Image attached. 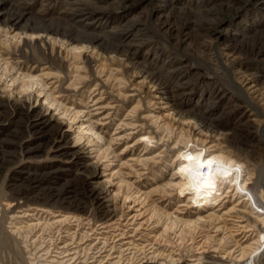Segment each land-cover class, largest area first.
Wrapping results in <instances>:
<instances>
[{"label":"rangeland","instance_id":"obj_1","mask_svg":"<svg viewBox=\"0 0 264 264\" xmlns=\"http://www.w3.org/2000/svg\"><path fill=\"white\" fill-rule=\"evenodd\" d=\"M0 125V264H264V0H0Z\"/></svg>","mask_w":264,"mask_h":264},{"label":"bare ground","instance_id":"obj_2","mask_svg":"<svg viewBox=\"0 0 264 264\" xmlns=\"http://www.w3.org/2000/svg\"><path fill=\"white\" fill-rule=\"evenodd\" d=\"M154 74H150V75H148V76H145V80H149V82H151L152 83V85H153V87H155L153 90L155 91V95L158 97L160 94H158V93H161L160 92V90H159V87H158V85H159V83H156V81H155V76H153ZM157 77V76H156ZM161 88V87H160ZM158 89V90H157ZM163 93V92H162ZM172 100V99H171ZM46 101L48 102V104L49 105H52L51 104V101L49 100V99H46ZM168 103H170V102H168ZM166 105H167V103H166ZM23 108V107H22ZM19 109V108H18ZM49 109V108H48ZM21 110V109H20ZM17 112V111H16ZM23 112V111H22ZM26 113V112H25ZM175 113V111H173V113H170L169 115H167V116H172V118L175 120V121H177V120H182V116L181 115H177L176 113ZM15 114V113H14ZM12 115V114H11ZM23 116V115H22ZM36 116V115H35ZM25 117V116H24ZM34 117V116H33ZM32 117V118H33ZM37 117V116H36ZM13 119V118H12ZM31 119V118H30ZM37 119V118H36ZM40 120L42 119V118H39ZM43 120V119H42ZM46 122V121H45ZM42 123V122H41ZM46 125V124H45ZM1 126V125H0ZM36 127V126H35ZM36 129V128H35ZM32 130V129H31ZM38 130V129H37ZM2 131V130H1ZM33 131V130H32ZM88 131H90V132H92L93 134H96L95 132H93V130L90 128V129H88ZM35 132V131H34ZM2 133H3V131H2ZM0 134H1V132H0ZM40 135V134H39ZM1 138V137H0ZM5 138H6V136H5ZM8 139H9V137H8ZM1 140H2V138H1ZM6 141V139H3V141ZM146 142H148V143H151L152 142V137H150V136H146ZM2 143V142H1ZM2 144H4V143H2ZM69 150V149H68ZM5 156V155H4ZM60 156L62 157V158H65L67 161H76V162H78V163H80V164H82V162H84L83 163V165H80V168L81 169H83V170H87V168H88V164H85V163H87V159H85V157H82L81 155H80V153H79V151H63L61 154H60ZM182 157H183V159H184V163L180 166V168H179V173H180V175H181V177H182V182H180L181 184H179V186L181 185V187L180 188H182V190L183 189H185V188H194V187H205V186H207V185H209L211 188H210V190L212 189V188H215V185L217 184V183H219V181L222 179V180H224L226 177H225V173H228V171L230 170V164L229 163H227V162H224V163H221L220 161H219V158L218 157H214V158H209V159H206V160H201L199 157H198V155L196 154V153H192V154H188V153H183L182 154ZM5 158V157H4ZM9 158V157H8ZM10 159V158H9ZM9 159H8V161H9ZM6 160V159H5ZM199 161H200V163H199ZM2 162H4V161H2ZM202 162H204V164H202ZM85 164V165H84ZM2 166H0V168H1ZM3 168V167H2ZM79 168V167H78ZM6 169V168H5ZM23 169V168H22ZM77 170V169H76ZM82 170V171H83ZM80 171V170H79ZM26 172H28V171H26ZM62 172V171H61ZM22 174V173H21ZM24 174V173H23ZM48 174V173H47ZM62 174V173H61ZM79 174V173H78ZM29 175H30V173H29ZM37 176V175H36ZM58 176H59V174H58ZM91 176V175H90ZM45 177H46V175H45ZM28 178V177H27ZM42 178H43V176H42ZM76 178V177H75ZM24 179H25V177H24V175H21L20 176V178H17L15 181H17V182H21V184H22V181H24ZM31 179V178H30ZM34 179V178H33ZM36 179V178H35ZM39 179V178H38ZM96 179V177H95V175L93 176V177H91L90 178V181H92L91 182V184L92 183H94V180ZM74 180V179H73ZM83 181V180H82ZM31 182V181H30ZM58 182V181H57ZM76 182V181H75ZM46 183V182H45ZM74 183V182H73ZM78 183H79V180H78ZM66 184V183H65ZM15 185V184H14ZM18 185V184H17ZM17 185H15V186H17ZM19 185H20V183H19ZM46 185V184H45ZM80 185V184H79ZM88 185V184H87ZM22 186V185H21ZM20 186V187H21ZM47 186V185H46ZM45 186V187H46ZM74 184H72V183H67L66 184V186H65V188H64V193H65V195H67V194H69V193H72L73 192V190H74ZM34 187V186H33ZM41 187H42V185H41ZM57 187V186H56ZM60 187H62V186H60ZM79 188V187H78ZM34 189V188H33ZM53 189V188H52ZM58 189V188H57ZM59 189H61V188H59ZM91 189V195L94 197V200H96L97 202L99 201L100 202V207H102L103 209H104V211H103V215L102 216H104V217H106L107 215H108V212L110 211L109 209L111 208L107 203H106V201H103V198L101 197L102 196V193H103V189H101L100 190V188L99 187H97L96 185H93V187H91L90 188ZM62 191V190H61ZM87 191H89V190H87ZM186 191V190H185ZM56 192H57V190H56ZM58 192H60V191H58ZM83 193H84V191H83ZM88 194V193H87ZM57 195V194H56ZM73 195V194H72ZM58 196V195H57ZM69 196V195H68ZM82 196V195H81ZM80 196V197H81ZM104 196V195H103ZM59 197V196H58ZM64 197V196H63ZM63 197H62V199H63ZM75 197V196H74ZM77 197V196H76ZM87 198V197H86ZM73 198H71V200H72ZM75 199V198H74ZM105 199V198H104ZM67 200V199H66ZM71 200H67V201H71ZM82 200L83 199H81V202H82ZM84 201V200H83ZM90 201V200H89ZM88 201V202H89ZM65 202V201H64ZM86 202V201H85ZM91 202V201H90ZM95 202V201H94ZM84 204V203H83ZM88 204V203H87ZM79 206H80V203L78 204ZM86 205V203L83 205V206H85ZM96 207V206H95ZM94 207V208H95ZM99 207V206H98ZM110 207V208H109ZM85 208V207H84ZM101 208V209H102ZM100 209V208H99ZM102 209V210H103ZM101 213V212H100ZM111 214V213H110ZM100 217H101V215H99ZM66 221H68V219L67 218H65V219H63V220H61L60 219V222L61 223H63V222H66ZM59 222V221H58ZM28 223V222H27ZM54 224V223H53ZM38 225H40L39 223L38 224H30V225H28V226H25V227H20L19 229H29V228H34V227H37ZM53 226V225H52ZM250 246V245H249ZM249 248H251V247H249ZM252 248H254L253 246H252ZM251 248V249H252ZM255 250V249H254ZM249 250L248 249H246V248H242L241 249V253L239 254V256H238V258H240V260L241 259H243L245 256H246V254H247V252H248ZM46 253H49V252H46ZM63 254V253H62ZM71 258H73V257H71ZM74 259V258H73ZM50 260V259H49ZM47 261V260H46ZM45 261V263L46 264H67L66 262L64 263L63 261H60L59 259L58 260H56L55 258L54 259H52V260H50V261H47L46 262ZM69 261V260H68ZM44 263V262H43Z\"/></svg>","mask_w":264,"mask_h":264}]
</instances>
